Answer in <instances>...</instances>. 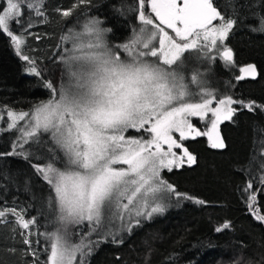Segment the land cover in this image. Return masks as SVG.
Here are the masks:
<instances>
[{
    "label": "snow or ice",
    "instance_id": "1",
    "mask_svg": "<svg viewBox=\"0 0 264 264\" xmlns=\"http://www.w3.org/2000/svg\"><path fill=\"white\" fill-rule=\"evenodd\" d=\"M43 3L44 0H0V33L10 37L18 54L25 43L24 33L33 27L24 16L34 12L43 17ZM137 4L143 26L120 46L128 58L122 59L119 52L104 43L106 30L99 27V21H90L84 28L95 43H89L90 51L82 55L60 58L67 79L59 85L47 82L49 100L35 105L31 113L8 110L12 121L9 129L28 119L18 129L19 143L13 145V151L0 155H24L15 149L42 134L48 135L52 145L47 162L32 165L50 189V203L58 211L60 224L45 234L50 241L45 264H83V260L77 261V254L87 255L92 241L85 242L82 236L79 243H73L70 225L87 222L90 236L119 219L122 223L117 231H129L134 218L163 213L172 196L192 199L162 176L164 170L196 163L184 141L204 136L210 147L222 149L225 143L219 125L232 119L238 111L234 105L249 111L264 108L231 95L217 98L210 91L199 102H190L191 93L183 77L172 70L184 52L198 47L218 51L222 47L219 58L226 63L233 61L232 50L223 44L236 20L227 18L213 0H137ZM71 11H61V15L67 17ZM13 25L19 27L20 34H14ZM258 30L264 31V17L253 28ZM77 38H72L74 52L79 49ZM22 59L34 63L27 55H22ZM30 71L40 75L34 66ZM241 71L253 76L255 73L253 65ZM191 80L198 82V77L193 75ZM191 118L204 121L205 129L197 128ZM252 188L249 182L245 191ZM247 199L255 219L264 222V215L255 207V192ZM8 214L15 216L26 230L36 223L34 218L25 219L15 208L0 209V218ZM229 227L226 222L215 231ZM104 234L116 235L110 228ZM21 235L25 236L23 243L31 246V233ZM34 264H39L38 257Z\"/></svg>",
    "mask_w": 264,
    "mask_h": 264
},
{
    "label": "trees",
    "instance_id": "2",
    "mask_svg": "<svg viewBox=\"0 0 264 264\" xmlns=\"http://www.w3.org/2000/svg\"><path fill=\"white\" fill-rule=\"evenodd\" d=\"M213 2L227 18L236 20L223 44L232 50L233 61L226 63L220 59L217 49H190L186 52L197 54L202 60L201 68L195 73L206 76L208 87L216 97L231 95L264 106V31H253L258 19L264 17V0ZM69 9L71 15H61V11ZM42 11L43 17L34 12L24 16L33 27L24 33L20 54L10 37L0 33V114L8 110L30 113L35 105L49 100L51 91L46 87L47 82L56 85V79L65 73V66L56 63V60L61 63L60 58L64 57L63 37L80 30L83 23L98 20L106 30L110 48L125 44L141 24L137 0H44ZM13 28L14 34H20L18 26ZM22 55L34 63L25 61ZM248 64L255 67L256 78L239 80V68ZM33 66L40 75L30 71ZM234 107L238 111L232 119L219 125L224 148L210 147L204 136L189 138L184 145L196 157V163L162 172L163 179L192 199L178 200L174 196L175 207L133 224L129 231L115 238L99 236L98 232L87 235V222L70 225L73 243H79L82 236L85 242L92 241L91 251L84 257L78 253V261L83 260V264H264V222L255 219L247 199L255 192V207L264 215V183H261L264 108L249 111ZM192 123L204 130V124L198 120L192 119ZM20 125L9 129L2 120L0 153L12 152L13 145L19 143ZM50 147L48 135L42 134L23 148L15 149L24 155H0V209L15 208L25 219L36 220L26 230L11 214L0 218V264H34L37 257L39 264H45L50 245L45 234L55 231L60 224L58 211L50 203V189L32 165L47 162ZM249 182L253 188L245 191ZM224 222L230 223V227L214 231L213 224ZM28 232L31 246L23 243L25 236L21 235Z\"/></svg>",
    "mask_w": 264,
    "mask_h": 264
},
{
    "label": "rangeland",
    "instance_id": "3",
    "mask_svg": "<svg viewBox=\"0 0 264 264\" xmlns=\"http://www.w3.org/2000/svg\"><path fill=\"white\" fill-rule=\"evenodd\" d=\"M90 21H93V20H88L87 22L83 23L82 26H80L81 27L80 30H78L77 32H73V33L67 35L69 37V39L68 40H65V43L66 44H65V46L63 48L64 57H67L69 54L82 55L85 52L90 51L87 48V45L89 43H95V39H94V37L89 36L86 33L85 28H84L85 24L89 23ZM95 21H98V20H95ZM142 26L143 25L141 23L140 26L138 27V29L136 31H138L139 28L142 27ZM99 27L101 28L100 24H99ZM101 29H103V28H101ZM169 33H171L170 35H173L174 36V33H172L171 31ZM73 37H78L76 43H77V45H79V49L77 51H75V52H74V44H73V39H72ZM103 40H104V43L110 48V46L106 42V31H104V33H103ZM129 41H130V39L127 42H129ZM201 42H203V40H201ZM13 45L15 46L14 43H13ZM120 46H116V47H113V48H110V49L113 52H119L121 54V58L122 59L128 58V54L125 53L124 50ZM15 48H16V46H15ZM207 50L210 51L211 49L208 48ZM222 50L223 49H220L219 51H222ZM56 63L58 64V66H59V64L61 66H65L62 62L60 63L58 60H56ZM201 64H202V60H201V58L197 54H194L192 52H184L183 55H182L181 60L175 66H172V70L175 71V72H177L179 76L183 77V81L187 85L188 91L191 93V96L189 98L190 102H199V98L205 92L210 91V92L213 93V90H211L208 87L209 86V83H208L209 80L206 78V76L205 75H202L200 73H195V71H198V69L201 68ZM193 75H196L198 77V82H195V83L192 82L191 77ZM66 79H67V77L66 76L64 77V74H63V77L61 79H59V77H58V79H56L57 80V81H55L56 82V85H59V84L65 82ZM217 98H220V97H217ZM213 106H215V102H214ZM7 113L8 112H5L4 114H0V124H1L2 120L4 119V121L6 122L7 128H9L8 125L12 121L8 117ZM27 119L28 118H25L24 121H19L18 122V123H21L20 128L25 125V123L27 122ZM191 119L198 120L199 124H202L203 123L204 124V129H205V123H204V121H201L198 118H191ZM204 138H205L206 142L208 143V145L210 146V144H209V142L207 140V137H204ZM185 160H186V158H185ZM184 164H187V163H184ZM175 168H178V167H175ZM174 199H176V198H174V196H172V198L170 200L166 201L167 207H166L165 211L168 210V209H170V208H172V207H175L174 203H172V200H174ZM159 214H161V213L154 214L152 217H154L156 215H159ZM137 219L139 220V222H142V221H145V220H147L149 218H145V217L134 218L132 220L131 224L132 225L133 224H137L136 223V220ZM127 222H128L127 219H125L124 223H127ZM121 223L122 222L119 219H114L113 220V223L111 225H106V227H105L104 230H102V231H99L98 230V235L99 236H104V237L107 236V237H110V238H115L117 235L120 236L121 234H123L125 232V231H117L118 229H120ZM220 226H222V223H215V224H213L214 231H215V229L217 227H220ZM109 228L113 232L116 233L115 237H113L111 235L104 234V233H106L108 231ZM77 261H78V254H77Z\"/></svg>",
    "mask_w": 264,
    "mask_h": 264
},
{
    "label": "water",
    "instance_id": "4",
    "mask_svg": "<svg viewBox=\"0 0 264 264\" xmlns=\"http://www.w3.org/2000/svg\"><path fill=\"white\" fill-rule=\"evenodd\" d=\"M248 65H251V64H248ZM248 65H244V66H242V67L239 68V70H238V77L243 76V79L254 80L256 78V75H257L256 70H255L254 76L253 75H249L248 72H246V71L245 72H242L241 71V69H247V66ZM254 69H255V67H254ZM243 79H239V80H243ZM224 223H226V222H224ZM224 223H222V225Z\"/></svg>",
    "mask_w": 264,
    "mask_h": 264
},
{
    "label": "flooded vegetation",
    "instance_id": "5",
    "mask_svg": "<svg viewBox=\"0 0 264 264\" xmlns=\"http://www.w3.org/2000/svg\"><path fill=\"white\" fill-rule=\"evenodd\" d=\"M171 31V30H170Z\"/></svg>",
    "mask_w": 264,
    "mask_h": 264
}]
</instances>
